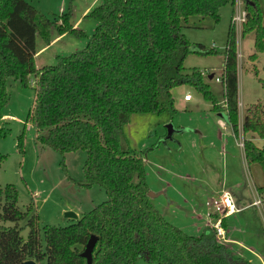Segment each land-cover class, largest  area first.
<instances>
[{
    "label": "trees",
    "instance_id": "trees-1",
    "mask_svg": "<svg viewBox=\"0 0 264 264\" xmlns=\"http://www.w3.org/2000/svg\"><path fill=\"white\" fill-rule=\"evenodd\" d=\"M241 1L247 17L242 34L254 33L256 54L251 59L256 60L264 50V15L260 0ZM236 4L237 0H102L86 15L97 23L87 46L58 56L56 65L37 69L38 37L50 45L53 30L59 36L84 33L71 23V13L50 19L26 0H0V140L7 134L1 122L10 102L8 79L27 88L35 77L36 102L28 122L37 130L38 145L63 159L85 151L80 186H100L108 196L68 227H45L43 244L35 207L22 212L17 188L0 185V264H87L82 253L92 236L98 238L92 264H137L139 259L157 264H252L220 242L213 228L192 236L164 218L149 196L145 159L132 148L124 130L133 114H162L168 104L175 112L172 91L188 85L211 101L214 110L227 111V125L239 137L235 27L230 24L225 49V107L203 74L196 69L187 73L184 65L188 55H211L214 50L194 46L183 33L190 18H211L217 24L221 9L232 5L235 12ZM241 129L244 135L253 133L264 140L260 104L249 109ZM23 141L24 133L20 148ZM244 153L248 164L264 171V146L244 138ZM4 159L0 152V167ZM257 190L264 194V188ZM21 221H26L24 227ZM24 229L29 230L26 240Z\"/></svg>",
    "mask_w": 264,
    "mask_h": 264
},
{
    "label": "rangeland",
    "instance_id": "rangeland-1",
    "mask_svg": "<svg viewBox=\"0 0 264 264\" xmlns=\"http://www.w3.org/2000/svg\"><path fill=\"white\" fill-rule=\"evenodd\" d=\"M26 1L50 19L71 13V23L77 24L75 28L84 33V37L66 34L60 42L36 58L37 69L56 65L58 56L69 55L87 46L97 26L93 19L86 17L87 11L102 3V0ZM237 4L243 9L241 0ZM260 4L264 15V0H260ZM233 12V6L227 5L221 9L217 24L211 18L192 17L183 29L194 46L201 44L214 50L211 55L190 54L184 65L187 73L196 69L203 74L209 90L222 107H225V49ZM239 31L238 98L242 122L239 137L227 125V111L222 108L214 110L211 101L188 85L172 91L175 112L164 100L169 106L164 113L133 114L124 128L132 148L141 152L145 159L147 182L151 188L149 196L168 222L192 236L209 233L213 227L214 219L208 217L211 209L206 207V201L218 198L222 191H227L231 195L241 193L248 205L254 200V189L264 188L262 167L248 162L245 165L244 148L239 144L247 138L260 148L264 146V140L256 134L244 135L241 129L249 109L254 111L255 106L260 104L264 110V50L258 52L256 60H252L251 56L256 54L255 35H243L242 30ZM53 34V37L59 35L56 30ZM44 44L38 37V48ZM35 88V77L29 79L27 88L13 78L8 79L10 102L3 110L1 122L7 134L0 140V152L5 156L0 167V185L2 188L8 185L17 188L18 206L22 212H26L30 205L35 207L44 244L45 227H68L107 201L108 196L100 186H80L85 179V151L67 154L63 159L57 151L50 148L43 150L38 145L37 130L28 122L36 102ZM188 94L193 101H185ZM23 133L24 141L20 148L19 138ZM233 178L238 179V183L233 184ZM162 188L163 193L158 194ZM242 215L252 222L253 226L249 229L258 227L264 235V216L259 209L251 206ZM240 216L236 215L239 219ZM25 223L21 221L19 226L24 227ZM6 226L13 227L15 224L6 223ZM28 234V229L21 233L25 240ZM252 248L258 251V257L244 251V258L253 264H264V245L262 251L255 246ZM137 264L157 263L139 259Z\"/></svg>",
    "mask_w": 264,
    "mask_h": 264
},
{
    "label": "crops",
    "instance_id": "crops-1",
    "mask_svg": "<svg viewBox=\"0 0 264 264\" xmlns=\"http://www.w3.org/2000/svg\"><path fill=\"white\" fill-rule=\"evenodd\" d=\"M89 12H91V11H87L88 14H89ZM77 26L78 25L75 24V27H77ZM65 36L66 35L55 36V37H53V40L50 43V45L44 44L40 49L37 47L38 53H37L35 58L42 56L44 53H46V51L49 50V48H51L53 45L60 42ZM191 101H193V99ZM191 101H188V102H191ZM242 121H243V119H242ZM240 122H241V120H240ZM243 157H244L243 163H245V165H246L247 160L245 157L244 150H243ZM208 161H212V160L208 159ZM231 180L233 181V184L238 183V179H236V178H233ZM257 189H258V187L255 188L253 191V199L256 200L258 197H261L263 202H264V194L263 195L259 194ZM150 190H151V188H150ZM162 190H164V188L160 189L158 194L163 193ZM222 192L225 193L227 191H222ZM232 196L234 197V200L236 202L237 207L241 211L230 216V217H228V218H226V220H225L224 228L226 230L227 238L229 241L227 243V245L229 246L231 251H233L236 255H238V257L244 258V254H243L244 251L248 252L250 255H252L254 257H258V255H257L258 251L256 252L252 248V246L257 247L259 250L262 251V248L264 245L262 243V242H264V235H263L262 231H260V228L258 229V227H254V229L253 228L249 229L250 227L253 226L252 222L250 221V219L248 221L249 217L247 218V217H245V215H242V214L244 211H246L249 207L252 206L254 208L259 209L261 215L264 216V209L260 208V207L253 206L254 200L250 204L246 205L245 200H244L245 197L241 193H237V194L234 193ZM153 203H154V201H153ZM236 215H241L240 216L241 218L239 219V217H236ZM242 222H245V223H242ZM263 232H264V228H263ZM248 261L253 264V262L251 260H248Z\"/></svg>",
    "mask_w": 264,
    "mask_h": 264
},
{
    "label": "built area",
    "instance_id": "built-area-1",
    "mask_svg": "<svg viewBox=\"0 0 264 264\" xmlns=\"http://www.w3.org/2000/svg\"><path fill=\"white\" fill-rule=\"evenodd\" d=\"M238 2V0H237ZM247 17L244 7L236 4V10L231 18V24L235 27L236 32L240 30L241 32L243 25L246 23ZM185 101H191V95L185 96ZM242 148H244V140L239 143ZM208 209L211 211L208 213L209 218L214 219L213 229L215 231L217 239L222 243H228L227 233L224 228V221L226 218L240 212L241 210L237 207L234 197L228 193H222L218 198L206 201L205 203ZM253 206L260 207L264 209V202L261 197H258L253 202Z\"/></svg>",
    "mask_w": 264,
    "mask_h": 264
},
{
    "label": "water",
    "instance_id": "water-1",
    "mask_svg": "<svg viewBox=\"0 0 264 264\" xmlns=\"http://www.w3.org/2000/svg\"><path fill=\"white\" fill-rule=\"evenodd\" d=\"M211 78H213V76H211ZM151 195L154 196L153 194ZM97 242H98V238L96 236H92L90 240L88 241L84 252L82 253V257L87 260V264H92L93 254H94V250L96 248ZM25 264H37V263L35 261L30 260V261L25 262Z\"/></svg>",
    "mask_w": 264,
    "mask_h": 264
}]
</instances>
